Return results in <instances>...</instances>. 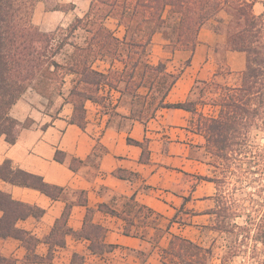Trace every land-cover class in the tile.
I'll return each mask as SVG.
<instances>
[{
  "label": "crops",
  "instance_id": "obj_1",
  "mask_svg": "<svg viewBox=\"0 0 264 264\" xmlns=\"http://www.w3.org/2000/svg\"><path fill=\"white\" fill-rule=\"evenodd\" d=\"M47 1L37 4L32 18L43 33L68 28L75 19L84 17L92 2L83 6L75 0H57L58 5L75 6L66 12L47 10ZM114 20L122 33L116 32V27L107 28L122 40L126 28ZM225 44L222 35L202 28L193 50H169L162 34L156 32L143 62L164 64L165 72L177 77L175 84L166 93L157 84L152 88L140 86L134 92L122 81L117 87L103 85L98 93L102 102H85L84 129L71 121L74 74L65 76L61 88L57 84H47L42 90L29 88L10 112L14 119L27 124L15 144L7 142L5 136L0 138V164L9 160L13 169L41 176L46 183L63 188V192L53 200L39 190L0 179L1 191L43 210L41 216L20 220L17 227L38 240L35 255L46 258L50 249L47 239L65 210L66 228L80 232L91 209L92 223L107 230L105 243L116 248L101 256L93 255L88 240L67 234L65 246H55L50 261L30 262L22 242L9 237L0 238V257L11 258L16 264H73L75 254L83 258V264H162L163 250L173 235L186 237L189 229L199 228L198 219L207 216L199 210L200 204L213 198L216 189L213 182L200 179L206 177V140L196 130V116L182 109L160 107L159 103L194 101L199 113L218 116L219 107L203 103L198 86L214 82L238 86L228 79L234 75L240 78L246 68L245 53L222 51ZM91 66L108 74L122 72L125 63L97 59ZM128 139L147 145V162L141 161L143 149ZM57 151L64 154L63 163L55 160ZM74 160L82 161L76 171L70 168ZM118 170L134 173L135 177L132 181L120 179L115 174ZM188 197L191 200L186 201L184 209L190 208L196 215L189 219L191 226H181L173 218ZM101 205L120 215L101 211ZM125 230L130 234L126 235ZM187 238L200 244L199 235Z\"/></svg>",
  "mask_w": 264,
  "mask_h": 264
},
{
  "label": "trees",
  "instance_id": "obj_2",
  "mask_svg": "<svg viewBox=\"0 0 264 264\" xmlns=\"http://www.w3.org/2000/svg\"><path fill=\"white\" fill-rule=\"evenodd\" d=\"M44 0H0V138L15 144L19 133L27 123L14 119L10 112L25 92L35 86L39 90L47 84H57L61 88L66 75L74 74L76 82L70 96L74 104L72 123L85 128V102L93 100L102 102L98 95L101 86L117 87V83L125 82L126 88L157 84L165 93L175 84L177 77L165 72V65L152 66L143 62L152 36L166 24L165 13L177 15L176 42L180 48L193 50L197 43V35L202 28H207L211 21L224 11L231 21L223 28H209L215 33L226 35L227 46L231 51L243 52L246 55V68L238 86H220V92L212 101L219 107L218 116H205L198 112L197 102L187 101L178 104L159 103L160 107L182 109L196 116V130L206 140V153L223 162L225 179L230 180L240 170L251 185L250 177L258 174L257 192L264 199V145H251L250 135L253 130H260L264 135V12L254 13L256 0H92L88 12L77 18L66 29L58 28L51 33H43L33 23V14L38 3ZM73 4L57 5L55 10L70 11ZM116 19L126 28L124 38H117L107 28L105 20ZM223 23L222 19L218 20ZM88 35L85 46L75 45L70 60L62 64L56 60L65 46L79 30ZM149 29V31H148ZM62 32L63 37H58ZM195 32V40L190 43L188 36ZM97 59H119L125 63L122 72L110 71L104 74L92 69L91 63ZM154 103L153 101L151 102ZM130 144L143 149L142 162L148 161V150L145 143L128 139ZM55 160L63 163L64 154L56 152ZM238 162V163H237ZM82 161L74 160L70 168L76 171ZM245 166V168H244ZM255 168L254 171L252 168ZM120 179L132 181L134 173L118 170ZM0 179L12 185L33 188L49 196L53 200L60 197L63 188L48 184L41 176L20 169H13L9 160L0 164ZM218 185V178L200 177ZM183 208L177 211L175 221L181 226H191V222L180 219ZM229 205L217 201L218 211L213 215L219 219L215 230L231 235L236 241L242 236L241 245L247 240L254 242L253 254L248 256L249 264L254 260L264 264V213L259 219L233 209ZM99 209L111 215L119 216L116 211L101 205ZM0 238H14L22 242L28 251L30 262H45L52 259L55 246H65V237L72 234L90 242L91 254L101 256L112 252L116 246L105 243L107 230L92 223L93 210L88 209L83 228L74 232L66 228L68 212L65 210L58 219L47 239L50 245L46 258L35 255L38 240L28 231L17 227L20 220L29 216H41L43 210L16 201L8 193L0 190ZM150 212V211H148ZM187 216L196 215L189 211ZM246 216V221L238 224V218ZM172 223V222H171ZM129 235L130 232L125 230ZM258 243L263 246L259 250ZM250 244V242H249ZM239 245L230 247L227 256L220 264H233V258L241 255ZM248 246V242L246 243ZM248 249V247H247ZM246 249V250H247ZM212 247H205L179 234L172 236L168 248L163 250L162 264H213ZM263 257V259L260 258ZM83 258L73 256V264H83ZM253 262V261H252ZM0 264H16L15 260L0 257Z\"/></svg>",
  "mask_w": 264,
  "mask_h": 264
},
{
  "label": "rangeland",
  "instance_id": "obj_3",
  "mask_svg": "<svg viewBox=\"0 0 264 264\" xmlns=\"http://www.w3.org/2000/svg\"><path fill=\"white\" fill-rule=\"evenodd\" d=\"M57 0H48L46 3V9L47 10H53L58 5ZM77 3L83 6H87V4L91 0H75ZM45 2V0H44ZM264 12V0H256V4L254 6V13L255 14H261ZM166 17V24L159 29L157 32H160L162 34V38L166 41L168 45L169 50H174L175 48H180L181 45H179L176 41L177 37V23L178 18L177 15L171 14L169 10L165 13ZM222 19L223 23L219 22L218 20ZM231 21V17L227 15L226 12L222 11L218 18L211 21L210 25H207V28H213L211 25L219 26L223 28V33L225 30V25L228 24V22ZM105 24L110 29H115L116 27V21L111 18H107L105 20ZM118 27H116V32L122 33V29L118 31ZM149 31V29H148ZM62 32H58V37H63ZM226 39L225 48L222 51L229 50V47L227 46V37L226 35H222ZM89 35L84 31H79L75 34V36L72 39L71 44L64 47V49L61 51V53L56 57V60L62 64L67 63L70 60V57L74 51L75 45L79 46H85L86 40L88 39ZM196 38L195 32H192L188 36V41L190 43L194 41ZM225 74V73H224ZM231 74V73H229ZM241 78V77H240ZM240 78L237 75H234L231 77V79H228V82L231 84H240ZM223 84L219 82H214L213 84L209 83L207 85H199V91L201 93L203 103H212V101L215 99L216 94L220 92V86ZM35 88H39V86L33 85ZM201 102V101H200ZM208 109L209 108L208 106ZM250 141L251 145H253V149L255 145H264V135L260 130H253L250 135ZM255 151V149H254ZM207 167L205 170V175L207 178L219 179L218 185L213 184V187L216 189L215 196L213 198H210L209 201H205L204 203L200 204L199 210L201 209L202 212L206 214L207 216L202 217L198 219L200 222L198 229H189L186 233V237L196 238L197 235H199V242L201 245L205 247H212L213 250V264H220L221 259L223 257L227 256V253L231 246L239 245V243L242 240V236L236 241L235 239H232L231 235L218 232L215 230L217 222L219 219L215 215H213L214 212L218 211V207L216 206L217 201H222L223 203L227 202V205H229V201L233 202L232 206L233 209L241 211L242 214L246 213L249 214L252 218L257 219V222L259 223L260 217L264 213V199L259 196V193L257 192V187L259 185V176L258 174H255L250 177V181L252 182L251 185L247 184L246 177H244V173H242L240 170L236 172V175L232 177V179L227 180L224 176V167L222 166L223 162L216 158L213 155H210L208 153L205 154L204 158ZM238 163V162H237ZM245 168V166H244ZM254 171V167L252 168ZM192 186L193 184H189ZM190 211V208H186L182 210L180 219H184L189 221L190 217L186 215L187 212ZM246 216L238 218L236 222L238 224L244 223L246 221ZM248 242V246L246 243ZM250 242V244H249ZM246 243H243L239 245L241 248L240 251H247V253L240 252L241 255L238 257L233 258V264H249L248 256H251L253 254V247L254 242L247 240ZM259 250L263 248L261 244L258 243ZM248 247V249H247ZM247 249V250H246ZM261 259H263L262 256H260ZM253 261V262H252ZM252 264H257L254 262V260H251Z\"/></svg>",
  "mask_w": 264,
  "mask_h": 264
}]
</instances>
